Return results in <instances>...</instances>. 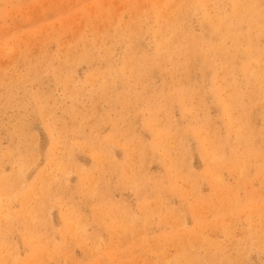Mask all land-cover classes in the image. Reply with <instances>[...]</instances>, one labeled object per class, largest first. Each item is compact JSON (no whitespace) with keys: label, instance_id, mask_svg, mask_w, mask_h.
Wrapping results in <instances>:
<instances>
[{"label":"bare ground","instance_id":"6f19581e","mask_svg":"<svg viewBox=\"0 0 264 264\" xmlns=\"http://www.w3.org/2000/svg\"><path fill=\"white\" fill-rule=\"evenodd\" d=\"M129 9L128 22L115 25L89 45V49H93L94 44L110 40L122 43L126 49L120 65L114 66L107 60L106 68L89 79L91 82L97 79L90 83L92 89L96 86L104 100H110L121 109L117 119L109 123L112 135L105 140L84 136L85 144L81 150L91 155L96 176L83 172L74 164L72 147L75 145L61 143L59 135L65 130L82 135V124L77 118L80 111L71 106L66 110L68 126L61 124L57 135L47 127L49 172L41 171L37 178L24 185L26 166L32 164V158L22 156L18 166L16 164L17 170L10 176L2 173L0 162V248L4 235L15 225L34 231L41 220L46 219L50 199L55 195L54 188H61L71 171L79 173V187L89 199L99 195L97 184L107 179V173L117 174L123 186H135L139 193H144L140 205L141 220L132 217L127 209H120L109 197L99 214L103 223L109 219L122 234L135 231L139 222L145 226L147 218L154 212L147 208L146 165L142 164L138 170L130 167L137 160L136 153L141 156L149 149L161 151L159 159L165 180L170 190L176 191L172 187L174 179L198 180L192 177L185 163L188 153L185 143L191 139L205 163L203 178L212 187H221L222 168L238 172L243 179L251 160L260 162L257 168L261 180L259 191L249 192L242 200L232 198L233 195L220 196L222 210L215 212L216 215L242 217L250 227L241 240L249 244L243 245L244 248L240 246L238 255L229 254L223 245L205 235L201 220L197 219L199 223L195 221L193 228L186 230L182 228L180 218L166 219L171 221L175 232L172 231L167 240L183 256L185 264H242L251 250L257 249L264 254V0H132ZM194 17L199 24V33L192 25ZM145 35L151 43L149 51L140 47ZM76 51L69 57L76 59L72 61L82 60V47ZM84 58L88 60L90 56ZM154 76L161 77L162 82L159 87L150 89ZM117 85L121 91L116 93L112 89ZM136 88L140 92H136ZM32 97L36 102L32 107L35 118L42 121L49 116L55 118L49 107V95L32 93ZM137 102L141 103L142 127L150 134L148 143L135 138L132 122L126 117L129 114L126 110ZM210 105L225 131L222 137L217 122L215 124L207 115ZM173 107H177L183 117L189 109L201 116L192 119L193 125L179 129L170 120ZM257 120L261 122L259 128L256 127ZM15 132L26 142V150L34 148L33 136L25 125L19 124ZM60 146L64 152L58 154ZM115 148L122 151L120 162L114 159ZM162 184V180L156 182V194L165 191ZM15 203L19 207L13 211L11 205ZM60 219L62 233L82 247V217L72 211L62 213ZM161 222L166 223L165 218ZM214 226L230 234L221 221L216 220ZM29 238L32 240L27 241L28 257L20 264H37L50 248L51 243L45 237L35 234ZM197 248H204L201 258L195 256ZM0 264H9L2 251Z\"/></svg>","mask_w":264,"mask_h":264},{"label":"rangeland","instance_id":"374dc122","mask_svg":"<svg viewBox=\"0 0 264 264\" xmlns=\"http://www.w3.org/2000/svg\"><path fill=\"white\" fill-rule=\"evenodd\" d=\"M129 1L132 2L0 1V162L1 171L5 176H10L17 170L18 160L22 156L32 158V164L26 166L24 185L37 178L41 171H50L51 165L46 161L49 146L47 127L57 135L61 124L68 126L69 115L66 110L71 106L80 111L81 115L77 118L82 124V135H73L65 130L64 133H59L61 143L75 145L72 147L75 153L74 164L83 172L96 176L91 155L86 150H81L85 144L84 136H96L105 140L112 135L113 129L109 123L117 119L121 109L115 107L110 100H104L102 92L96 86L92 89L90 83L97 79L92 82L89 79L106 68L107 60L114 66L120 65L126 49L122 43L110 40L94 44L95 48L91 46L93 49H89V45L107 30L114 29L115 25H122L130 20ZM192 25L194 31L199 33L196 17L193 18ZM81 47L84 52L82 60L72 61L76 59L69 56ZM140 47L147 51L151 49L149 36H143ZM86 56L90 58L86 60ZM161 82V77L154 76L150 89L159 87ZM112 91L120 92V85L113 87ZM135 91L140 92V89L136 88ZM32 93L50 96L48 103L55 118L49 116L45 121L35 118L32 107L36 102ZM140 109V102L129 106L126 110L129 114L126 117L132 122L135 138L148 143L150 134L142 127ZM207 115L215 124L217 122L218 133L221 137L224 136L225 131L216 119L212 105L209 106ZM200 116L199 112L189 109L183 117L180 110L173 107L170 120L179 129H185L193 125L194 117ZM260 123L257 120L256 127L259 128ZM19 124L25 125L33 136L35 146L30 151L26 150V142L22 136L15 132ZM195 146L193 140L186 141L185 149L188 153L185 163L192 177H197L198 180L176 178L172 183L176 191L170 190L165 180L164 167L159 159L161 151L153 152L149 149L141 156L136 153L137 160L130 167L138 170L142 164L146 165L147 208L154 212L147 218L145 226H141L139 222L135 231L122 234V230L113 227L109 219L103 223L99 214L109 197L120 209H127L132 217L141 220L140 205L144 193H139L135 186H123L117 174L107 173V179L97 184L99 195L89 199L82 187H79V173L71 171L61 188H54L55 195L50 199L51 207L46 219L41 220L34 231H27L21 225H15L4 235L0 251L9 264H20L28 257V242L32 240L29 237L36 234L38 237L47 238L54 246L47 247L46 255L42 260L39 259L37 264H185L183 256H180L174 244L167 240L171 237L173 229L171 221L167 222L166 219L180 218L181 226L186 230L192 229L197 219L201 220L204 231H207L205 235L209 239L223 245L229 254L238 255L240 246L244 248L243 245L249 244L242 241L241 236L248 232L250 226L240 216L216 215L215 212L222 210L220 196L233 195L232 198L242 200L249 192L259 191L261 180L257 176V168L260 162L251 160L243 179L238 176V172L233 173L227 168H222L221 187L215 188L203 178L205 163ZM63 152L64 149L60 146L57 153ZM113 156L120 162L122 151L115 148ZM159 180L163 181L162 189L165 191L156 194L154 187ZM18 207L16 203L11 205L13 211ZM72 211L82 217V247L69 241L70 238L62 233L60 215ZM164 218L166 223L162 224ZM216 220L221 221L222 225L225 224L230 234L216 228ZM203 254L204 248L196 249V257L201 258ZM242 264H264V254L257 249L251 250Z\"/></svg>","mask_w":264,"mask_h":264}]
</instances>
